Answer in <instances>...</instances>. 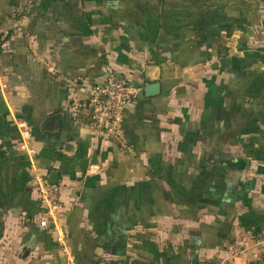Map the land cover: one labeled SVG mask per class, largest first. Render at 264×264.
Segmentation results:
<instances>
[{
  "label": "crops",
  "instance_id": "0c3cea01",
  "mask_svg": "<svg viewBox=\"0 0 264 264\" xmlns=\"http://www.w3.org/2000/svg\"><path fill=\"white\" fill-rule=\"evenodd\" d=\"M256 2L0 0V264H264ZM109 68L139 87L125 149L73 116ZM18 120L58 172L65 245L39 223Z\"/></svg>",
  "mask_w": 264,
  "mask_h": 264
},
{
  "label": "built area",
  "instance_id": "2783aa9c",
  "mask_svg": "<svg viewBox=\"0 0 264 264\" xmlns=\"http://www.w3.org/2000/svg\"><path fill=\"white\" fill-rule=\"evenodd\" d=\"M0 82V88L5 87ZM139 87L135 86L128 75L114 68H109L100 81L88 87L85 97L78 100L72 107L76 121L88 123L94 129L98 138L117 144L122 149L127 148L124 122L129 105L135 102ZM19 130L20 146L28 155L33 170L34 187L42 207L45 209L44 218L40 225L51 227L56 241L61 245L66 243V231L59 222L57 211L60 208L61 184L52 182L48 172L38 166V151L29 144L31 131L24 121H16ZM230 255L239 256L243 252L240 245L226 244Z\"/></svg>",
  "mask_w": 264,
  "mask_h": 264
},
{
  "label": "water",
  "instance_id": "95a60500",
  "mask_svg": "<svg viewBox=\"0 0 264 264\" xmlns=\"http://www.w3.org/2000/svg\"><path fill=\"white\" fill-rule=\"evenodd\" d=\"M159 88H160V83L155 82V83L147 85L145 89L149 95H154L159 90ZM58 179H59L58 172L52 171L50 175V180L52 182H57Z\"/></svg>",
  "mask_w": 264,
  "mask_h": 264
},
{
  "label": "trees",
  "instance_id": "16d2710c",
  "mask_svg": "<svg viewBox=\"0 0 264 264\" xmlns=\"http://www.w3.org/2000/svg\"><path fill=\"white\" fill-rule=\"evenodd\" d=\"M253 1H257L255 4L257 5V7H259L260 4H263L264 6V0H253ZM264 9V7H263Z\"/></svg>",
  "mask_w": 264,
  "mask_h": 264
}]
</instances>
